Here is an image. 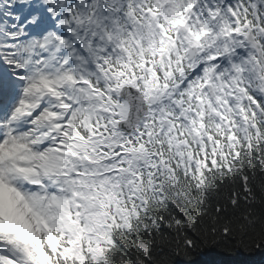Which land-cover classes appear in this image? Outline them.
<instances>
[{
    "label": "snow or ice",
    "instance_id": "snow-or-ice-1",
    "mask_svg": "<svg viewBox=\"0 0 264 264\" xmlns=\"http://www.w3.org/2000/svg\"><path fill=\"white\" fill-rule=\"evenodd\" d=\"M264 248V0H0V264H190Z\"/></svg>",
    "mask_w": 264,
    "mask_h": 264
},
{
    "label": "trees",
    "instance_id": "trees-1",
    "mask_svg": "<svg viewBox=\"0 0 264 264\" xmlns=\"http://www.w3.org/2000/svg\"><path fill=\"white\" fill-rule=\"evenodd\" d=\"M190 264H264V248L244 251L233 244L195 251Z\"/></svg>",
    "mask_w": 264,
    "mask_h": 264
}]
</instances>
